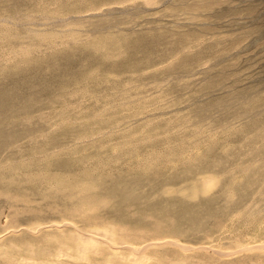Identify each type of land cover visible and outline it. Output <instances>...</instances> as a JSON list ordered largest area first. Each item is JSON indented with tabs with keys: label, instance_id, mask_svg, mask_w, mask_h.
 I'll return each mask as SVG.
<instances>
[{
	"label": "rangeland",
	"instance_id": "374dc122",
	"mask_svg": "<svg viewBox=\"0 0 264 264\" xmlns=\"http://www.w3.org/2000/svg\"><path fill=\"white\" fill-rule=\"evenodd\" d=\"M66 221L260 254L264 0H0V232Z\"/></svg>",
	"mask_w": 264,
	"mask_h": 264
},
{
	"label": "bare ground",
	"instance_id": "6f19581e",
	"mask_svg": "<svg viewBox=\"0 0 264 264\" xmlns=\"http://www.w3.org/2000/svg\"><path fill=\"white\" fill-rule=\"evenodd\" d=\"M68 223V221L63 224L53 222L51 224L47 223L42 226H37V229L23 226L20 229L13 228L4 233L0 232V263L103 264L102 262H104V264H136L137 261L146 257V254L144 253L146 250L153 248V245L155 244H162L154 241L137 244V242L125 239L124 235H115L116 233H109L108 230L101 231L98 228L81 229L75 227L77 230H73V232L68 233L65 230L66 228L63 227ZM52 226L56 229V233H52V231H50L49 227ZM62 227L65 229H62ZM108 228L109 227H107V229ZM21 229L30 230L31 232L38 231L37 233L40 234L38 236L30 237V239L24 238L6 241L5 235L8 232L11 231L12 233H19ZM171 243L174 246V253L178 254L188 249H199L203 253L202 255L207 257H210L208 254L209 250H213L218 254L219 257H216V259H221V257L226 255L227 257L230 256L228 251L225 252L224 250L222 251L220 249H216L211 244L191 246L176 240H171ZM243 246L246 250L251 252L255 249L260 250V254H253L254 256L249 254L248 257L246 256L247 259H244L245 261L241 258L244 263L248 264V261L249 264H264V239L260 240L252 237V239L246 241ZM13 248L15 250H12ZM25 251L29 253L26 256L24 255ZM141 253H144L145 255ZM215 256L217 255H214V258ZM214 261L216 260L214 259ZM241 261L239 260L238 262L241 263ZM233 262L236 263V260Z\"/></svg>",
	"mask_w": 264,
	"mask_h": 264
}]
</instances>
